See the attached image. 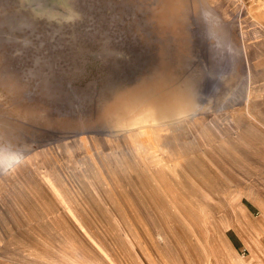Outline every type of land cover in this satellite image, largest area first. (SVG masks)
Wrapping results in <instances>:
<instances>
[{
    "label": "rangeland",
    "instance_id": "1",
    "mask_svg": "<svg viewBox=\"0 0 264 264\" xmlns=\"http://www.w3.org/2000/svg\"><path fill=\"white\" fill-rule=\"evenodd\" d=\"M0 165V264H264V0H0Z\"/></svg>",
    "mask_w": 264,
    "mask_h": 264
},
{
    "label": "crops",
    "instance_id": "2",
    "mask_svg": "<svg viewBox=\"0 0 264 264\" xmlns=\"http://www.w3.org/2000/svg\"><path fill=\"white\" fill-rule=\"evenodd\" d=\"M242 229L248 232V231H251L253 228L250 225H248L247 228L242 227ZM233 233H234V239H231L230 237H228L227 241L229 240L235 249L234 251H237V244H243V240L239 236L238 232L233 231ZM14 264H18V263H14Z\"/></svg>",
    "mask_w": 264,
    "mask_h": 264
},
{
    "label": "bare ground",
    "instance_id": "3",
    "mask_svg": "<svg viewBox=\"0 0 264 264\" xmlns=\"http://www.w3.org/2000/svg\"><path fill=\"white\" fill-rule=\"evenodd\" d=\"M7 165H9V164H7ZM7 165H6V166H5V165H2V166L0 165V168H1V171H2V172H0V173H3V172L6 171L5 169L7 168ZM8 168H9V167H8Z\"/></svg>",
    "mask_w": 264,
    "mask_h": 264
}]
</instances>
